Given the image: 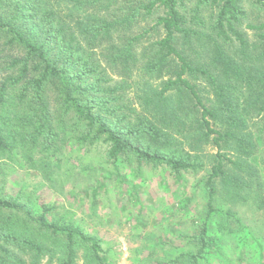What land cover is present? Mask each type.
<instances>
[{"label": "trees", "instance_id": "1", "mask_svg": "<svg viewBox=\"0 0 264 264\" xmlns=\"http://www.w3.org/2000/svg\"><path fill=\"white\" fill-rule=\"evenodd\" d=\"M70 144L206 172L207 219L218 202L238 226L239 206L264 217V0H0V177L17 165L52 182ZM30 188L0 186V264H109ZM207 219L153 264H199Z\"/></svg>", "mask_w": 264, "mask_h": 264}, {"label": "rangeland", "instance_id": "2", "mask_svg": "<svg viewBox=\"0 0 264 264\" xmlns=\"http://www.w3.org/2000/svg\"><path fill=\"white\" fill-rule=\"evenodd\" d=\"M104 151L103 146L87 152L70 144L58 156L52 182L12 165L6 166L10 172L0 177V186L10 193L31 186L35 209L40 212L45 204L54 217L97 234L109 264H153L174 254L207 219L206 172L174 177L162 167L138 169L132 161L107 164ZM225 210V204L218 202L207 219L216 245L199 264H264L262 213L249 204L237 207L234 212L242 223L238 226L224 220ZM226 227L230 233L220 232Z\"/></svg>", "mask_w": 264, "mask_h": 264}]
</instances>
